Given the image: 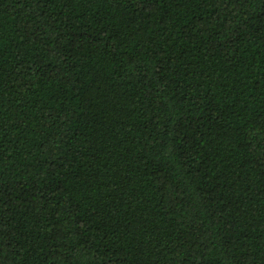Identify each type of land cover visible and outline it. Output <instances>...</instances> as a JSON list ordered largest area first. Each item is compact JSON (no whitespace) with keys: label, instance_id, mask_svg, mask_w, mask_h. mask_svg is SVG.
Here are the masks:
<instances>
[{"label":"trees","instance_id":"16d2710c","mask_svg":"<svg viewBox=\"0 0 264 264\" xmlns=\"http://www.w3.org/2000/svg\"><path fill=\"white\" fill-rule=\"evenodd\" d=\"M0 264H264V0H0Z\"/></svg>","mask_w":264,"mask_h":264}]
</instances>
